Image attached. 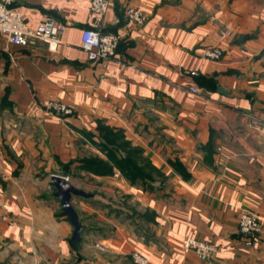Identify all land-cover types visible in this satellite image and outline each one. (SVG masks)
<instances>
[{
    "label": "crops",
    "instance_id": "obj_1",
    "mask_svg": "<svg viewBox=\"0 0 264 264\" xmlns=\"http://www.w3.org/2000/svg\"><path fill=\"white\" fill-rule=\"evenodd\" d=\"M89 2H14L32 28L48 15L65 25L55 50L0 33V264H134L133 251L152 264H264V0H110L99 26L118 45L96 61L80 46L97 27ZM214 45L223 55L204 58ZM48 99L73 113L46 110ZM105 128L141 150L146 179L82 164L107 160ZM54 174L92 194L71 199L78 245ZM243 211L261 217L259 234L238 231ZM185 236L216 254L184 252Z\"/></svg>",
    "mask_w": 264,
    "mask_h": 264
},
{
    "label": "built area",
    "instance_id": "obj_2",
    "mask_svg": "<svg viewBox=\"0 0 264 264\" xmlns=\"http://www.w3.org/2000/svg\"><path fill=\"white\" fill-rule=\"evenodd\" d=\"M16 0H0V33L7 36V41L15 44H26L30 39H38L47 44L48 49L55 50L61 44V36L65 25L54 17L48 15L40 21L34 28L30 27L24 18L14 8ZM110 0H90L89 6L95 16L96 28H85L81 32V48L87 53L89 60H107L110 59L117 48L119 35L115 32H105L99 26L102 16L107 11ZM126 16L136 24H142L146 20V14L140 7L127 6ZM223 55V50L219 46H207L202 50V56L206 59L217 60ZM191 75L198 72L193 70ZM189 90L197 92L198 87L190 85ZM43 108L53 113L63 116L73 113L74 106L60 100L48 99L42 102ZM263 223L261 217L250 211H243L238 218V231L247 236H255L262 230ZM181 249L184 252L192 251L194 254L204 260H210L217 252V245L185 236L180 242ZM131 261L134 264H152L148 255L133 251L130 254ZM34 264H51L49 262L37 261Z\"/></svg>",
    "mask_w": 264,
    "mask_h": 264
},
{
    "label": "trees",
    "instance_id": "obj_3",
    "mask_svg": "<svg viewBox=\"0 0 264 264\" xmlns=\"http://www.w3.org/2000/svg\"><path fill=\"white\" fill-rule=\"evenodd\" d=\"M103 136L98 145L106 152L107 160L90 156L82 160L85 167L102 172L110 171L115 166L132 180H144L150 175L149 162L143 157L141 150L132 148L120 132L105 128Z\"/></svg>",
    "mask_w": 264,
    "mask_h": 264
},
{
    "label": "water",
    "instance_id": "obj_4",
    "mask_svg": "<svg viewBox=\"0 0 264 264\" xmlns=\"http://www.w3.org/2000/svg\"><path fill=\"white\" fill-rule=\"evenodd\" d=\"M52 183L55 187V191L53 195L56 197L58 202L60 203L64 213L67 215V219L71 223L73 227L71 242L74 245H78V242L81 237L82 224L79 221L78 215L71 204L72 197H81V198H89L92 194L85 192L84 190L75 187L72 185L69 180L62 175H53Z\"/></svg>",
    "mask_w": 264,
    "mask_h": 264
}]
</instances>
